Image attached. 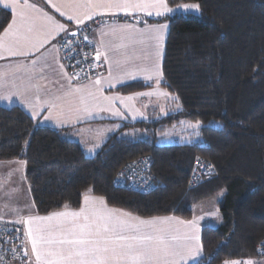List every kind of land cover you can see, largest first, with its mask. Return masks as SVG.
Instances as JSON below:
<instances>
[{
  "label": "trees",
  "instance_id": "16d2710c",
  "mask_svg": "<svg viewBox=\"0 0 264 264\" xmlns=\"http://www.w3.org/2000/svg\"><path fill=\"white\" fill-rule=\"evenodd\" d=\"M180 3L200 7L196 13L177 11L163 16L102 15L98 17L108 20L97 24L96 17L67 32L89 27L100 53L93 25L109 20L167 22L161 87L174 101L167 105L165 115L155 107L147 111L148 116L116 120L118 130L90 156L67 135V129L40 124L22 106L0 105V161L26 162L30 193L41 214L78 208L84 193L91 191L110 206L140 216L173 214L190 219L198 204L221 193L222 222L202 228L203 255L195 264L260 257L258 245L264 239V0H167L171 8ZM10 15L0 9V31ZM97 60L103 74L83 81L106 74L102 58ZM151 86L139 79L117 90L128 94ZM181 120L199 122L198 130L186 141L161 144L167 127ZM197 159L206 160L214 173L211 179L191 186ZM141 163H147L153 176L149 192L117 182L123 169L139 168Z\"/></svg>",
  "mask_w": 264,
  "mask_h": 264
},
{
  "label": "crops",
  "instance_id": "0c3cea01",
  "mask_svg": "<svg viewBox=\"0 0 264 264\" xmlns=\"http://www.w3.org/2000/svg\"><path fill=\"white\" fill-rule=\"evenodd\" d=\"M5 3H7L9 7H5ZM31 5L35 7H31ZM0 9H5L11 14L9 23L0 31V97H3L0 98V105L22 106L40 124L67 129V135L72 140L79 142L87 155H94L109 136L118 130L120 122L116 120L124 119L126 116L133 119L138 118L140 115L144 116V114L141 113L144 108L142 106L148 104V101H156L154 99H156L155 96L157 95H165L174 101V98L161 87L162 77L160 75L149 80L146 79V73L144 75L143 72H137L132 67L133 72H127L126 74H122L121 78H117L118 74L113 70L114 66L111 63L110 56L103 49L102 42L104 40L100 37L98 32L104 28L101 34L104 37L111 33V28L109 26L118 23L129 24L130 21H110V23H105L96 28L94 36L101 44L103 50L101 51L100 57L106 66V74L98 78L101 83L97 85L95 84L97 79L77 82L73 78L63 61L57 44L59 38L66 33L60 32L57 34V32L51 31L54 25L47 19V17H51L52 21L56 24H63L68 32L71 28L81 25L77 24L75 20H69V17L80 15L82 18L86 9L74 7V5L70 3V0H28V6L25 5V0H17V6H15L14 11L12 0H4V2H0ZM57 9H59V11ZM21 11H23L26 21L23 27H21L20 24ZM121 12L123 11H117L115 8L99 9L98 14L91 20L102 15H112L115 17L129 15ZM61 13H63V15H61ZM142 14L148 15L147 13ZM91 20H86L84 23L90 22ZM9 25H12L11 29H9ZM29 28H31V31H28ZM6 29L9 30L6 32ZM50 31L51 35H49ZM45 39L47 43H43V46H41L40 42ZM33 45H35V47H33ZM10 50L18 54L15 56L10 55ZM19 53L27 54L20 55ZM105 57H107V59H105ZM61 65L64 66L63 69H61ZM145 72L150 73L149 70ZM133 77L135 79L141 78L148 80L152 86L147 90L128 94L121 93L117 90L118 86L130 82L134 79ZM122 79L124 80L121 81ZM157 80H159V83H157ZM152 91H156V93L150 96L148 95V97H151L150 99H148L146 95H141V93H152ZM105 97L115 99L106 100ZM129 97H131V99H128ZM81 98H83V100ZM129 103H131V105H129L130 108H125ZM109 106L111 109L106 110ZM153 107L155 108L156 106H152L151 109H153ZM148 110L150 109L147 108V111ZM117 112L119 114H115ZM0 165L8 164L0 163ZM1 169L0 167V170ZM6 182L12 187L11 195L22 194L21 191L19 192V185L15 187V184L17 185L16 181L1 176L0 184ZM221 195L220 193L218 196L207 198L198 204L196 207H199V210L204 206H207V208L202 211L200 216H195V213H193L190 219H183L173 214L150 217L140 216L110 206L103 196L87 191L84 193L78 208L65 207L60 210L41 214L36 211L33 202H31L32 205H21V208H25L26 211L21 209V211L16 212L15 216H11L7 218L9 220L4 221L18 222L21 217H46L59 212H77L82 207H88L89 209L96 208L102 211L112 210L114 215L130 219L132 223L137 222L134 218L144 221L155 220L158 226L171 229L173 234L180 236L198 235L199 242L196 240H188L185 242L189 246L195 248L197 243L202 246L201 233L204 226H219L222 222V214L220 208H218V201ZM100 197L104 199L103 205L100 204L98 199H95ZM86 200L87 204H85ZM57 222V218H54L52 221L46 223L55 225ZM80 222H83L82 218ZM192 222H195V229L191 226ZM23 225L27 230V225ZM26 245L29 255L31 256L30 244H28L27 241ZM202 255L203 248L196 259L181 261V264H195L201 259ZM261 257L232 259L225 262L248 260L256 262L257 258Z\"/></svg>",
  "mask_w": 264,
  "mask_h": 264
},
{
  "label": "snow or ice",
  "instance_id": "6c2138e0",
  "mask_svg": "<svg viewBox=\"0 0 264 264\" xmlns=\"http://www.w3.org/2000/svg\"><path fill=\"white\" fill-rule=\"evenodd\" d=\"M0 2H4V0H0ZM70 3L76 8L86 9L82 18L80 15L69 17V20H75L77 24L81 25L97 15L99 9L115 8L117 11L123 12L143 11L148 15H152V11L149 9H153L157 16L174 11L168 6L167 0H70ZM12 5L14 11L17 0H12ZM25 5L28 6V0H25ZM5 7H9V5L5 3ZM31 7L35 6L31 5ZM199 7V4H183L178 5L175 11L181 8L199 10ZM57 10L59 11V9ZM20 17V24L23 27L26 23L23 11H21ZM47 19L54 25L51 31H55L57 34L60 32L67 34V29L63 24H56L51 17H47ZM11 27L12 25H9V29ZM167 28V24L149 26L150 35L148 38L156 41L158 48L161 47L164 31ZM9 29L5 31L7 32ZM28 31H31V28ZM51 31L49 35H51ZM72 35L75 36V33ZM43 43H47V40L41 41V46ZM65 48L69 49L70 54L71 42L66 43ZM9 54L15 56L18 53L10 50ZM19 54L26 55L27 53ZM96 56L99 59L100 53L97 52ZM60 67L63 69L64 66ZM76 75L78 76L79 73ZM157 75L162 76L158 68ZM146 79L150 80L152 76L149 75ZM100 83L99 79L95 81L97 85ZM141 95L150 96L152 93H141ZM81 99L83 100V98ZM105 99L115 98L105 97ZM209 167L211 166L209 165ZM95 199H98L100 204H104L103 197ZM85 204H87V200ZM54 218H57V224L46 223ZM81 218L83 222H80ZM134 219H136V223L114 215L112 210L102 211L88 207H82L77 212H59L46 217H21L18 223L27 225L25 238L30 244L32 255H29L27 245L23 249L13 246V260L19 259L20 251L27 258L21 260L20 264H181V261L194 260L200 255L202 246L199 243L195 248L185 243L188 240L199 242L198 235L180 236L173 234L169 228L158 226L155 220ZM191 226L195 229V222H192ZM21 243L25 244V241H21ZM0 264H3V257H0ZM8 264H11V261ZM225 264H241V262L232 261L225 262ZM245 264H253V261L248 260Z\"/></svg>",
  "mask_w": 264,
  "mask_h": 264
},
{
  "label": "rangeland",
  "instance_id": "374dc122",
  "mask_svg": "<svg viewBox=\"0 0 264 264\" xmlns=\"http://www.w3.org/2000/svg\"><path fill=\"white\" fill-rule=\"evenodd\" d=\"M183 4H196V3H180L179 5H183ZM177 6L178 5H176L173 8L174 11L171 13L177 12L175 11ZM149 11H152L151 16L154 15L157 16L155 14V10L149 9ZM178 11L184 13H196L197 10L194 9L185 10L181 8ZM121 13H126L129 14L130 16H135V15H143L142 13H147V12H143V11L132 12L131 10H129L128 12H121ZM110 21L111 20H109L106 23H110ZM163 23H166L168 25L167 22H163ZM149 26H155V25H151L150 23L148 24L143 20L140 22L130 21L129 24L118 23L109 26L111 28L110 29L111 33H109V35H105L104 37L101 35L104 28L98 32L100 37L103 38L104 40L102 42L103 49L110 56L111 63L114 66L113 70L116 74H118L117 78H121V75L126 74L127 72L128 73L133 72L132 67L137 72L138 71L140 73L143 72L144 75L145 73L147 74V76H149L150 74L152 76V79L159 76L156 74L157 68L161 73V62L163 58L164 42L168 28L164 31V38L163 41L161 42V47L158 48L156 41L148 38L150 35L148 31ZM92 27H93V33H95L96 28L98 26L93 25ZM94 40L100 47L99 50L101 55V51L103 50L101 44L95 38V36H94ZM58 43L59 40L57 44ZM146 70L147 71L149 70L150 73L145 72ZM134 79L131 81H134ZM139 79L141 78L135 80H139ZM123 80L124 79H122L121 81ZM153 93L155 94L156 91H152V94ZM146 97L148 99L151 98L148 97V95H146ZM155 97L156 99L154 100L156 101L154 102L148 101L147 102L148 104L142 106L144 108H143V112L141 113L145 114V116H148L147 108L150 109L154 105L156 106L157 111H160L161 113H163L162 115H165L167 111L166 109L168 108L167 105L173 104L172 99H170V97L169 98L166 97L165 95H157ZM129 105H131V103L127 104L125 108H130ZM108 109H111V107L110 106L107 107L106 110ZM142 116L143 115H140L138 116V118ZM196 128H197V123L187 120H181L180 123H176L167 127L164 135L159 139V142L161 144H171V143H180L186 141L189 138H191V133L195 132L194 130ZM130 133L134 134L135 131H130ZM0 163L8 164V165H0V167L2 168L0 170V177L4 176V178H11L14 181H16L17 185L15 184V187L19 185L18 186L19 192L20 191L22 192V194L20 195H11L12 187H10L7 182L0 184V221H4V220H9L7 218L11 216H15L16 212L21 211V209L23 211H26L25 208H21V207L26 205H32L31 202H33V199L30 193V186L26 179V162L22 159H14V160L0 161ZM206 208L207 206H204L199 210V207H195L194 210L195 216H200L202 214V211H204ZM263 256L262 257L260 256L261 258H257L256 262H253V264H264ZM239 262H241V264H245L246 261H239Z\"/></svg>",
  "mask_w": 264,
  "mask_h": 264
},
{
  "label": "built area",
  "instance_id": "2783aa9c",
  "mask_svg": "<svg viewBox=\"0 0 264 264\" xmlns=\"http://www.w3.org/2000/svg\"><path fill=\"white\" fill-rule=\"evenodd\" d=\"M108 18L98 17L96 23L101 24ZM75 33V36L72 35ZM87 37V40H85ZM71 42V52L65 48V44ZM59 49L63 55L64 62L70 72L78 80H89L97 78L103 74V66L97 60L98 48L92 39L91 29L81 27L73 32L63 35L58 43ZM76 73H79L77 76ZM213 169L209 167L204 159H197L194 163V171L190 180L191 186H195L213 177ZM117 182L129 189H135L141 192H149L153 187V176L147 168V163H141L138 167H128L122 170ZM26 227L16 222L0 221V257H3V264L9 261L20 264L21 260L27 258L23 256L22 251L18 253L19 259L13 260V246L17 249H23L26 245L25 238ZM21 241H25L22 244ZM258 249L264 255V239L258 245Z\"/></svg>",
  "mask_w": 264,
  "mask_h": 264
}]
</instances>
